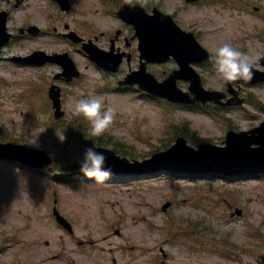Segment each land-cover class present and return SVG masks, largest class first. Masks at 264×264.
<instances>
[{
	"label": "rangeland",
	"instance_id": "rangeland-1",
	"mask_svg": "<svg viewBox=\"0 0 264 264\" xmlns=\"http://www.w3.org/2000/svg\"><path fill=\"white\" fill-rule=\"evenodd\" d=\"M73 1L72 10L57 14L48 0H0V10L7 9L11 13L8 25L14 35L19 34L21 26L28 24H37L48 32L34 38L13 36L2 51L0 140H20L43 147L64 164L82 159L85 149L68 137V130L57 127V122L55 131H52L45 121L44 109L48 104L43 94L51 82L64 86L66 90L67 113L61 119L69 125L67 129L81 124L87 133L90 125L83 116L77 115L75 105L83 96H103L105 105L116 110L113 121L102 134L108 139L107 145L113 148L114 142H123L129 149L138 150L143 155L169 140L175 141L167 132L170 122L186 120L199 141L211 139L222 143L226 126L248 129L264 119V112L251 102L246 109L236 106L225 111L226 120L201 109L179 106L166 109L158 102L133 93L109 90L107 84L114 78L106 77L83 50L74 47L75 42L58 36L54 28L61 32L75 30L86 40V37L96 35L102 37V32H112L119 24L118 20L103 11L99 0ZM163 4L168 10L175 11L185 26H194L201 42L213 53L228 43L242 51L264 55V42L259 33L264 22V0H244L243 7L235 1L227 5H191L183 0H164ZM114 6L112 0L106 2L108 9ZM253 6L263 10L254 12ZM65 24L69 27L66 28ZM101 42L108 46L107 36L102 37ZM35 49L74 53L84 76L67 85L54 79V74L61 70L59 65L39 68L16 65L8 60V57L26 55ZM259 60L255 61L256 65ZM172 66L175 64L156 69L164 72ZM127 69L124 67V71ZM198 69L208 88H227L226 82L218 79L213 61ZM184 84L180 85L185 88ZM243 89L248 99L264 102V85ZM48 119L50 122L58 120L54 116ZM193 145L197 146V143ZM51 172L18 169L0 160V264H264V182L259 177L192 181L180 175L172 180L169 177L179 174L164 175L165 172L161 171L155 176L152 173L148 182L129 186L120 182L111 184L109 180L105 184L77 185L55 180ZM198 185L201 186L199 190H193ZM168 198L172 205L163 210L160 205ZM56 199L63 214L73 224L74 236L58 227L49 212ZM237 207L244 213L229 218V212ZM143 211L150 213L159 226L151 229L140 221L138 242L144 245L130 254L129 247V252L124 251L126 256H122L118 244H128L127 238L120 237L121 233L126 235L129 231L125 222L130 223L135 217L140 219ZM168 222L173 228L172 237L179 241L165 243L164 248L168 253L172 250L176 254H170L168 258L165 251L158 248L154 261L148 262L145 245L162 242L164 238L160 235L166 232ZM249 224L253 233L249 232ZM88 233L100 237L110 235L112 243L78 248V239L86 241ZM165 239L167 241V237ZM219 247H224L230 256L220 257ZM113 253L118 254L117 263Z\"/></svg>",
	"mask_w": 264,
	"mask_h": 264
},
{
	"label": "clouds",
	"instance_id": "clouds-1",
	"mask_svg": "<svg viewBox=\"0 0 264 264\" xmlns=\"http://www.w3.org/2000/svg\"><path fill=\"white\" fill-rule=\"evenodd\" d=\"M127 2L130 6H135L133 0H127ZM258 58V54L252 51H242L228 43L218 47L210 56L218 79L225 82L250 80L253 76V66ZM75 108L77 115L83 116L88 121L90 125L88 131L91 136L102 135L113 121L116 111L114 107L106 106L104 97L100 95L81 97ZM78 164L79 170L83 174L95 177L99 181L111 174V166L107 165L105 153L98 151L93 145L85 148L83 157L78 160Z\"/></svg>",
	"mask_w": 264,
	"mask_h": 264
},
{
	"label": "water",
	"instance_id": "water-1",
	"mask_svg": "<svg viewBox=\"0 0 264 264\" xmlns=\"http://www.w3.org/2000/svg\"><path fill=\"white\" fill-rule=\"evenodd\" d=\"M157 34L160 35V38H162L165 34L164 33H161V32H157ZM189 47H191V45L188 44ZM146 56L149 58V59H152V56H150L149 54H146ZM25 147L22 146V145H15V144H11V143H8V144H0V155H10V154H13V155H16L14 154V150L15 149H22ZM263 151H264V146H263Z\"/></svg>",
	"mask_w": 264,
	"mask_h": 264
},
{
	"label": "bare ground",
	"instance_id": "bare-ground-1",
	"mask_svg": "<svg viewBox=\"0 0 264 264\" xmlns=\"http://www.w3.org/2000/svg\"><path fill=\"white\" fill-rule=\"evenodd\" d=\"M135 223H137V221H135Z\"/></svg>",
	"mask_w": 264,
	"mask_h": 264
}]
</instances>
